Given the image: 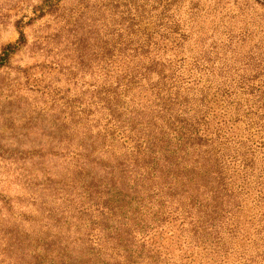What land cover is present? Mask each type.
<instances>
[{"label": "trees", "instance_id": "obj_1", "mask_svg": "<svg viewBox=\"0 0 264 264\" xmlns=\"http://www.w3.org/2000/svg\"><path fill=\"white\" fill-rule=\"evenodd\" d=\"M123 8L101 36L71 29L77 57L108 70L96 99L53 106V126L23 145L29 198L87 264H264V62L216 83L207 58L178 57L168 17L150 27L141 5Z\"/></svg>", "mask_w": 264, "mask_h": 264}, {"label": "rangeland", "instance_id": "obj_2", "mask_svg": "<svg viewBox=\"0 0 264 264\" xmlns=\"http://www.w3.org/2000/svg\"><path fill=\"white\" fill-rule=\"evenodd\" d=\"M46 1L0 0V52L19 33L24 39L0 68V264H72L73 257L87 264L72 248L64 227L46 219L41 206L29 198L34 194L25 182L23 145L37 140L39 128L53 126V106L80 109L89 96L96 99L108 69L98 58L89 62L77 57L71 29L78 25L87 30L93 24L101 36L105 29L120 26L117 15L129 0ZM131 1L142 6L150 27H160L168 17V33L175 32L171 37H185L178 40V57L207 58L213 70L209 80L249 77L254 75L249 65L264 62V0H159L160 7L155 0ZM163 6L167 12L160 14ZM241 32L246 33L242 42L237 37ZM80 52L88 56V48ZM107 74L111 77L112 72Z\"/></svg>", "mask_w": 264, "mask_h": 264}]
</instances>
